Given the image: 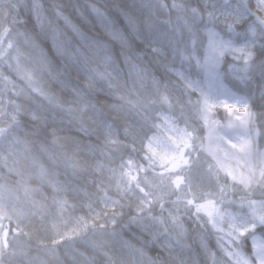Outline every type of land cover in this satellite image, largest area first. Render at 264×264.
Returning a JSON list of instances; mask_svg holds the SVG:
<instances>
[{
	"label": "snow or ice",
	"instance_id": "snow-or-ice-1",
	"mask_svg": "<svg viewBox=\"0 0 264 264\" xmlns=\"http://www.w3.org/2000/svg\"><path fill=\"white\" fill-rule=\"evenodd\" d=\"M34 16L38 32H19L16 35L24 38V42L31 44L40 55V71L46 73L53 86L60 91L70 90L76 98V103H82L80 108L72 107V102L61 103L57 95L39 86L35 76L29 70L22 67L20 57L23 53L19 47H14L12 28L0 21V64H6L9 69H13L17 76L23 80L31 93L42 97L53 108L60 112L72 116L79 112L83 114L89 109L102 115L101 108L108 107L118 115L123 113L121 118L124 124V141L116 137L117 134L113 124L105 118L102 128L105 136V145L112 146L113 150L126 147L131 152H135L136 136L143 125L149 119L151 100H141L139 93L135 92L137 86L143 88L144 83L151 81L153 88L157 91L160 88L167 89L168 84H162L160 80L150 71L145 57L151 55L152 58L159 59L165 55L164 50L157 44V31L154 16L157 10L172 11L177 13L176 20L178 25L187 31L190 37V47L185 45L183 48L173 46V55H179L182 65L187 63L189 69L195 67L202 71L210 79H218L219 68L226 56H231L233 60H242L243 67L238 69L241 74L237 77L240 81H250L254 73H258L264 82V0H203L201 6H188L183 0H172L171 5L164 0H142L140 5H130L123 0H114L111 10L104 7L90 5L91 14L98 21L104 30V36L89 35L81 25L73 23L66 14V8L61 3H53L50 8H46L41 0H29L23 4ZM16 3L11 4L12 9H16ZM79 11V6H74ZM7 13H5V17ZM83 24H88V17L80 12ZM63 22L65 28L70 29L76 38L73 43L71 38L60 26ZM20 23L16 18H12L11 25ZM171 24V19L165 21ZM197 25L200 27L197 28ZM179 31V28H177ZM203 34L206 42L199 41V35ZM50 37L52 44L50 53L46 52L41 46L42 41ZM113 43L119 44V52L113 50ZM170 43H173L170 41ZM9 50H13L15 55H10ZM91 51L95 55H100L103 71L100 67H90L91 58L86 52ZM202 51V55L200 54ZM121 63L130 69L129 75L135 79L131 85L133 94L137 99H130L128 95L122 94V90L129 86L122 79L123 69ZM187 93H199L200 99L196 103L200 104L199 109L201 118L205 123L208 121V113L215 103L210 102V96L204 92L198 79H192L186 74L187 70L169 68ZM83 74V81H81ZM0 80L11 84V88L3 91H11L13 95H27L24 89L16 90L15 84L0 72ZM97 82H103L105 87H97ZM95 94L105 97L104 103L99 100L93 102L89 97ZM261 96L264 98V83L261 85ZM164 103H169L167 95H163ZM107 99H115L119 103L107 104ZM236 102L242 104L239 111L245 113L241 118V125L244 134L238 138L236 143L232 139L221 136L215 129L211 136L216 140L222 141L230 146L231 157H239L243 160V168H233L224 163V159L229 158V152L223 151L219 147L203 149L211 157L213 163L207 165L208 178L217 184L214 199H204L198 201L192 192L193 173L201 164L200 156L197 152L195 141L199 139L195 135L196 129L188 130L187 127L175 128L176 138L172 139L167 150L163 154H158L153 150V143L156 138L148 139L146 146L145 160L147 167L135 164L131 158L120 164V172L116 183V189L120 199H114L106 192L101 197L103 208L95 212L92 223L80 218L76 221L78 227L70 232L59 233V239H53V245L59 244L63 240L74 241V238L81 232L87 230L89 226L93 230L110 231L112 236L118 235L116 226L120 217L124 215L125 206L132 207L129 197H135L134 215L128 218L129 224H138L143 232L150 236L147 245L156 246L159 251L155 257L147 256L143 248H133L135 254L146 260V264H188L186 259L181 258L186 251H191V245L187 244L185 237L188 235V228L185 225V218L193 225V231L203 228L204 223L211 226L216 233L217 247L222 253L223 259H217L216 254L208 248L207 240L200 237V247L211 258L213 264H264V239L257 235V229L264 232V211H257L256 207L264 209V201L257 202L251 199L257 188L264 194V152H260L255 147V120L257 113L250 110L249 99L238 97ZM189 104L192 101H187ZM223 103V102H221ZM5 104L12 105V112H7ZM100 104V107L97 105ZM181 109L179 99L176 101ZM226 108L230 105L224 104ZM22 106L15 100L5 101L0 93V116H7L9 122L7 126L0 127V140H7L12 135L13 126H19L17 117L21 114ZM32 120H42L35 112H31ZM264 115V113H262ZM75 118V117H74ZM134 121V123L130 122ZM46 127V121H44ZM173 123H175L173 119ZM248 125H252L249 129ZM79 131L88 134L89 128L80 119ZM51 135L55 143L59 137L55 130ZM6 160V158H5ZM72 167L77 168L76 164ZM103 165H97V169ZM127 169V170H125ZM116 177L115 169H110ZM151 173V179L147 173ZM139 173H145L140 176ZM231 180L233 184L242 186L244 195L240 196L239 207L247 206L252 211L247 214L233 213L226 209L218 208L217 203L225 202L231 204L233 201L228 199L230 194L235 193V189L220 183L221 174ZM43 174V173H42ZM75 174V173H74ZM199 178V177H197ZM55 191H67V188H54ZM180 193L175 200L169 197L172 191ZM87 195V193H85ZM61 212L67 205V200L54 199ZM165 204L171 206L166 208ZM89 208H92L89 203ZM159 208L160 214L154 215V209ZM164 213H167L165 216ZM206 217V220H203ZM10 219V217H9ZM171 225L169 231L167 225ZM153 225H160L161 228L152 231ZM126 225H122L124 227ZM55 227V225H54ZM165 239L161 242L160 237ZM8 231L4 225L0 224V249L7 248ZM246 241L251 245V251H245ZM127 245V241H125ZM99 248L100 245L94 242L91 245ZM131 247L130 245H128ZM174 248H179L180 254H174ZM81 255H83L81 253ZM111 260L107 252L103 253Z\"/></svg>",
	"mask_w": 264,
	"mask_h": 264
},
{
	"label": "trees",
	"instance_id": "trees-1",
	"mask_svg": "<svg viewBox=\"0 0 264 264\" xmlns=\"http://www.w3.org/2000/svg\"><path fill=\"white\" fill-rule=\"evenodd\" d=\"M29 0H0V21L12 28L14 47H19L23 55L20 57L22 67L33 73L39 86L46 90L54 92L61 103L67 104L72 102V107L80 108L83 102L76 103V98L70 90L60 91L52 85L46 73L40 71L39 52L30 44L23 42V37L17 36L19 32H38L34 16L23 4ZM46 8H50L53 3H61L66 8V14L73 23L81 25L83 30L89 35L104 36L102 25L95 20L91 14L90 5L95 4L97 7H104L111 10L114 0H41ZM130 5H140L142 0H123ZM171 5L172 0H164ZM188 6H201L203 0H183ZM16 3V9L11 8V4ZM255 3V0H252ZM79 6V11L74 7ZM80 12L88 17L89 23L83 24L80 18ZM5 13L7 16L5 17ZM177 13L172 11L170 14L165 10H157L154 16L155 27L157 31V44L160 46L165 55L159 59L152 58L151 55L145 57L150 71L156 76L162 84H168V88H160L158 91L153 88L151 81L144 83L143 88L137 86L136 93H139L141 100H151L149 110V119L147 124L143 125L136 136L135 152H131L126 147H120L113 150L112 146L105 145V136L102 124L107 118L109 123L117 134L116 137L121 141L125 140L123 135V113L119 115L108 107L101 108L102 115H97L95 111L89 109L83 114L76 112L72 116L50 106L42 97L31 93L26 83L21 80L13 70L9 69L6 64H0V72L15 84L16 90L24 89L27 95L21 94L15 96L11 91H3L5 88H11V84H5L0 80V93L5 101L12 99L22 106L21 114L17 117L19 126H13L12 135L7 140H0V189L5 193V197L0 199V208L6 209L9 216L5 218L4 228L9 224L7 248L0 249V264H146L138 254H135L133 248H143L147 256L155 257L159 249L154 245H147L150 236L143 232L138 224H129L128 218L134 215L135 199L129 197V203L132 207L123 208L124 215L120 217L116 226L118 235L112 236L110 231L93 230L91 226L86 231L74 238V241L63 240L57 245H53V239H59L57 232H70L77 228L76 221L83 218L92 223V217L95 212L101 211L103 203L101 197L106 192L114 199H120L116 189V183L111 179L109 174L110 165H118L124 158H131L139 165L146 167L145 160L146 146L148 139L155 137L153 150L158 154H163L172 139L176 138L175 128L196 129L195 135L201 132L206 134L205 126L200 118L201 105L196 103L200 99L198 93H187L183 84L178 80L176 75L169 71V68H178L187 70L186 74L192 79H197L200 70L195 67L189 69V65H182L179 55H173V46L183 48L185 45L190 47V37L182 26L178 25L176 20ZM12 18H16L20 23L11 25ZM171 19V24L164 23ZM60 26L76 43L70 29L64 27L63 22ZM200 26L197 25V28ZM179 28V31H177ZM206 37L201 33L199 41L206 42ZM172 41L173 43H170ZM51 38L48 37L42 41L41 46L46 52L50 53ZM113 50L119 52V44L113 43ZM35 53V64L33 63L30 53ZM10 55H15L13 50H9ZM203 54L202 51L200 53ZM91 58L90 67H100L103 71L100 55H95L91 51L86 52ZM122 79L127 82L128 88L122 90V94L128 95L130 99L136 100L137 95L133 94L131 85L135 79L130 76V69L122 63ZM243 67V61L235 62L225 58L220 66L219 75L222 83L231 93L239 97L249 99L250 110L257 113L255 120L254 134L259 149H264V98L261 96L262 82L258 73L252 75L250 81H240L237 77L241 74L238 69ZM83 81V74H81ZM97 87H105L103 82H97ZM167 95L169 103H164L162 96ZM93 102L99 100L104 103L103 95L95 94L92 97ZM179 99L183 105L181 109L177 106L176 101ZM191 100L189 104L187 101ZM119 103L115 99H107V104ZM100 107V104L97 105ZM7 112H12V105L5 104ZM31 112H35L42 120H32ZM75 117V118H74ZM80 119L83 120L89 133L86 135L79 131ZM173 119L175 123H173ZM46 121V127L45 123ZM9 122L7 116H0L1 127L7 126ZM134 123V121H130ZM55 130L59 139L53 142L54 137L51 135ZM196 143V141H195ZM198 149V148H197ZM202 151V152H201ZM198 155L201 164L193 173L192 192L194 191L216 193L217 184L214 180L208 178L207 165L212 163L202 148ZM198 152V150H197ZM205 153V154H203ZM6 158V160H5ZM76 164L77 168L72 165ZM97 165H103L97 169ZM43 173V174H42ZM75 173V174H74ZM145 173L142 174V176ZM151 179V173H147ZM199 177V178H197ZM220 183L235 189L234 194H230L228 199L232 200L231 204L225 202L217 203V207L226 209L233 213L247 215L252 209L247 206L239 207L240 196L244 195L242 186L233 184L230 179L221 174ZM54 188H67V191L57 192ZM199 188V189H198ZM194 190V191H193ZM87 193V195H85ZM180 193L172 191L170 200H175ZM1 197V196H0ZM54 199L67 200V205L61 212L59 206L54 203ZM208 199L218 201L215 195H208ZM251 199L257 202L264 201L262 190L257 188ZM198 200V199H197ZM199 201V200H198ZM201 200L200 202H202ZM91 203L92 208H89ZM259 204V203H258ZM165 204V207H170ZM154 215H159V208L154 209ZM166 216L167 213H164ZM10 217V219H9ZM203 217V220H206ZM55 225V227H54ZM122 225H126L122 227ZM185 225L188 228V235L185 237L187 244L191 245V251H186L181 258L186 259L188 264H213L211 258L200 247V237L207 240L208 248L216 254L217 259H223L222 253L217 247L216 233L212 231L211 226L204 223L203 228L193 231V225L185 218ZM169 231H172L171 225H167ZM160 225H153L152 231L160 229ZM257 235L264 239V232L257 229ZM164 236L160 237L162 242ZM127 241V245H125ZM100 245L99 248L92 247V243ZM130 245L131 247H129ZM174 254H180L179 248H174ZM245 251H251V245L246 241ZM107 252L111 257L109 260L103 255ZM81 253L83 255H81Z\"/></svg>",
	"mask_w": 264,
	"mask_h": 264
},
{
	"label": "rangeland",
	"instance_id": "rangeland-1",
	"mask_svg": "<svg viewBox=\"0 0 264 264\" xmlns=\"http://www.w3.org/2000/svg\"><path fill=\"white\" fill-rule=\"evenodd\" d=\"M24 42V39H23ZM31 45V44H30ZM30 57L35 64V53L34 51L32 53H30ZM225 58H229L231 60H233L231 58V56H226ZM235 62H240L242 60H233ZM200 81V86L201 88L204 90L205 93H207L211 100L210 102L215 103V106L211 108L210 112L208 113V121L207 123L203 121V124L205 126V130H206V134L201 132L200 134H196L197 137H199V139L196 141V145H197V150L198 153L199 151H201V147L200 145L203 146V149H207V148H212L213 150H215L217 147H219L220 149H222L223 151L221 152V156H223V152H229V158L224 159V163L227 165H230L233 168H237L239 167L241 171L244 170L243 168V160L239 157L236 158H232L231 157V151H230V146L224 144L222 141L216 140L214 137L211 136L212 130L215 129L216 132H218L221 136H225L226 138H230L232 139L233 143H236L238 138L242 137L244 134V128L241 125V120L239 118L243 117L245 115V113H242L239 111L240 107H242V104H239L236 102L235 98H238L239 96L234 94V93H230L228 92V90L226 89V87L224 86V84L222 83V81L220 80V78L218 77V79H210L209 77H207L202 71H201V76L197 78ZM198 93V92H197ZM199 95V93H198ZM223 102V103H221ZM224 104H228L231 106V108H226L224 106ZM1 127V125H0ZM249 129H252V125H248ZM256 147V144H255ZM256 149L258 151H260L257 147ZM202 152V151H201ZM206 152V151H205ZM260 152H264V151H260ZM207 153V152H206ZM205 154V153H203ZM209 157V159L212 161V157L207 153L205 154ZM129 158L127 159H123L122 161H120V163L118 165H110V169H115L117 176L114 177L113 173L109 171V174H111V179L115 182H117L118 179V174L120 172V164L124 161H127ZM135 164L139 165L136 161H133ZM147 167V165H146ZM127 170V169H125ZM143 173H139L140 176H142ZM199 189V188H198ZM3 190L4 189H0V199H3L5 197V193L3 194ZM200 190V189H199ZM194 191L197 192L199 195H195L196 198L201 201L204 199H208V195L205 194V192H203V194H201V191ZM132 199H135V197L130 196ZM257 211H264V209H261L259 207V204L256 207ZM9 214L7 212L6 209H2L0 208V224L4 225L5 222V218L8 217ZM9 224H6L5 230L8 231L9 229Z\"/></svg>",
	"mask_w": 264,
	"mask_h": 264
},
{
	"label": "bare ground",
	"instance_id": "bare-ground-1",
	"mask_svg": "<svg viewBox=\"0 0 264 264\" xmlns=\"http://www.w3.org/2000/svg\"><path fill=\"white\" fill-rule=\"evenodd\" d=\"M200 75H201V73H200Z\"/></svg>",
	"mask_w": 264,
	"mask_h": 264
}]
</instances>
